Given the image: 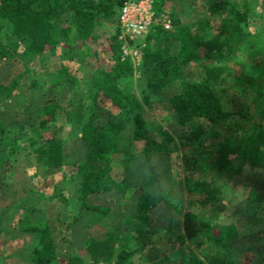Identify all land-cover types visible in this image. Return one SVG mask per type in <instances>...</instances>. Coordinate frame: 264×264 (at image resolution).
<instances>
[{
	"label": "rangeland",
	"instance_id": "374dc122",
	"mask_svg": "<svg viewBox=\"0 0 264 264\" xmlns=\"http://www.w3.org/2000/svg\"><path fill=\"white\" fill-rule=\"evenodd\" d=\"M168 3L176 11L174 15L180 24L186 25L189 34L195 38L217 32L221 27L217 9L223 5L226 11L231 6L247 9L250 16L247 23L242 24V33L222 36L226 47L230 48L228 53L215 54L213 60L202 57L191 60L182 65V73L200 81L204 78V64L226 65V72L216 83V89L227 109L238 110L234 122L257 131L259 96L254 87L243 91L239 85H234L233 80L235 61L240 59L246 73L264 82V0H168ZM212 3L216 5L213 8ZM164 13V17L161 14L156 16L152 25L160 23L163 26ZM62 18L64 23L71 22L68 16ZM113 25L110 20L99 18L94 36L85 42L71 29L69 35L60 37L58 44L36 53H28L24 49L5 69L0 67V78H7L12 70L19 75L17 90L0 100L2 118L17 125L12 141L5 148L0 143V264H35L33 248L36 240L31 232L17 226L22 220L41 219L49 226L55 244L54 264L72 263V255L81 252L76 245L79 234L70 228L81 203L77 194V178L72 171L81 129L70 119L71 107L83 98L88 109L87 94L93 76L114 63L116 51L108 45L111 32L115 31ZM173 28L171 21L168 29ZM118 30L116 39L120 42L121 59L123 38L120 21ZM0 36L3 40L10 38L7 26H1ZM145 39L146 36L130 39L129 43ZM131 63L134 67L131 85L146 127L160 137L162 150L147 157L141 144L133 140L129 122L119 132L118 151L111 160L112 186L104 193L111 209L102 218V223L117 238L116 247H119L118 243L127 242L130 248L138 244L135 238L139 225L135 216L136 203L152 168L161 193L170 202V205L159 202L149 209L147 229L152 238L162 242L164 254L159 264H187L191 254L201 256L204 252L215 251L222 253L228 264H264V167H250L240 158H234L240 183L233 185L229 182L216 200L203 201L204 193L193 182L196 179L187 177L184 168L183 155L192 151L186 135L195 126L178 123L168 102L171 93L178 89V82L167 83L158 94L151 88L145 89L149 95L145 100L141 97V83L137 77L139 62ZM51 95L59 96L62 106L58 119L42 132L59 139L63 160L57 166L48 167L38 162L32 153L13 149V142H25L26 137L33 133L31 128L36 110ZM234 122L228 118L210 127L206 121H201L205 128L201 134L203 143L213 147L225 136L238 134ZM203 174L202 169L200 176ZM187 210L194 211L216 228L232 223L237 230L236 236L228 239L219 250L208 241L198 245L199 239L203 238L200 236L194 241L188 240L183 230V214ZM132 258L136 261L134 264L146 261L140 252ZM112 261L113 257L93 264H112ZM82 264L90 263L84 260Z\"/></svg>",
	"mask_w": 264,
	"mask_h": 264
},
{
	"label": "trees",
	"instance_id": "16d2710c",
	"mask_svg": "<svg viewBox=\"0 0 264 264\" xmlns=\"http://www.w3.org/2000/svg\"><path fill=\"white\" fill-rule=\"evenodd\" d=\"M124 2L125 0H0V28L2 25L7 26L10 34V38L6 40L0 38L1 69H5L24 49L28 53H36L58 44L60 37L69 35L71 29L85 42L94 36L99 18L114 23L115 31L112 30L108 44L116 51L114 63L93 76L92 86L87 94L88 109L83 98L71 107L70 119L78 123L81 129L72 167L81 203L70 228L73 233L79 234L76 245L81 252L72 255V263L62 264H82L84 260L93 264L112 257V264H134L136 261L132 256L136 252H140L145 258L146 261L142 264H159L160 257L164 254L162 242L152 238L147 229L150 207L159 202L170 205L159 189L157 176L152 168L136 203L135 216L139 221L135 235L137 246L130 248L126 242L118 243L119 247H116L117 238L102 223V218L111 209L104 193L112 186L111 160L118 151L120 130L126 123H131L133 140L141 144L147 157L162 150L160 137L146 127L140 103L131 85L134 67L130 60L119 57L120 42L116 35L119 31L120 9ZM215 6L214 3L211 4V8ZM154 9L156 16L161 14L164 17L166 12L165 16L170 18L174 28L165 29L160 23H155L146 35L142 59L136 66L141 83V97L148 100L149 95L144 92L147 88L158 94L162 86L178 82V89L168 98L170 108L178 123L195 126L186 135L192 146V151L183 155L186 175L196 179L193 182L204 193L203 201H213L227 183H240L239 169L234 166V158H240L250 167H264V82L261 83L259 77L246 73L243 61L236 59L234 85H239L243 91L254 87L260 100L259 124L257 131H253L240 122H234L239 114L238 110L227 109L216 89V83L226 72V65L204 64V78L200 81L183 74L182 65L201 57L213 60L215 54L228 53L230 48L226 47L222 36L242 33V24L247 23L250 14L247 9L233 6L226 11L223 5L217 9L221 23L217 32L208 37L195 38L189 34L186 25L180 24L174 15L176 11L168 0H155ZM63 16L70 17L71 22L64 23ZM18 84L19 75L13 70L7 78H0V100L14 93ZM61 106V99L57 95L44 100L36 110L31 128L33 133L26 137L25 142L14 141L13 149L32 153L38 162L48 167L61 164L63 154L59 139L42 132L48 130L58 119ZM228 118L233 119L239 133L225 136L213 147L205 145L201 136L205 128L201 121H206L213 127ZM16 128L14 122L2 118L0 110V143L4 145L3 148L12 141ZM202 169L204 174L200 176ZM17 226L31 232L36 240V247L33 248L35 264H54L55 244L46 222L41 219L22 220ZM183 230L188 240L194 241L200 236L203 238L199 239L198 245L208 241L218 250L237 234L232 223L216 228L191 210L183 214ZM225 259L219 251L204 252L201 256L191 254L187 264H228Z\"/></svg>",
	"mask_w": 264,
	"mask_h": 264
},
{
	"label": "built area",
	"instance_id": "2783aa9c",
	"mask_svg": "<svg viewBox=\"0 0 264 264\" xmlns=\"http://www.w3.org/2000/svg\"><path fill=\"white\" fill-rule=\"evenodd\" d=\"M155 0H125L120 14V28H121V59H128L133 63H138L142 59L143 47L145 41L129 43L130 39H142L146 36L149 27L156 19ZM163 27L170 28L171 20L166 17L163 19ZM139 36V37H137Z\"/></svg>",
	"mask_w": 264,
	"mask_h": 264
}]
</instances>
